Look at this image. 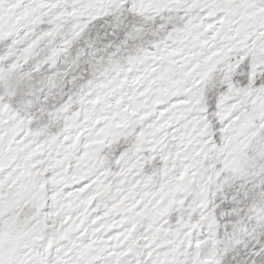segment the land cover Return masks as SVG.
<instances>
[{
    "label": "snow or ice",
    "instance_id": "obj_1",
    "mask_svg": "<svg viewBox=\"0 0 264 264\" xmlns=\"http://www.w3.org/2000/svg\"><path fill=\"white\" fill-rule=\"evenodd\" d=\"M0 264H264V0H0Z\"/></svg>",
    "mask_w": 264,
    "mask_h": 264
}]
</instances>
